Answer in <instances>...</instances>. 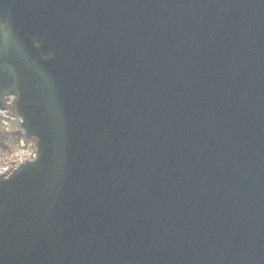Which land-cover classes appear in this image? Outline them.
I'll use <instances>...</instances> for the list:
<instances>
[{"label":"water","instance_id":"95a60500","mask_svg":"<svg viewBox=\"0 0 264 264\" xmlns=\"http://www.w3.org/2000/svg\"><path fill=\"white\" fill-rule=\"evenodd\" d=\"M0 264H264V0H0Z\"/></svg>","mask_w":264,"mask_h":264},{"label":"flooded vegetation","instance_id":"af4514ba","mask_svg":"<svg viewBox=\"0 0 264 264\" xmlns=\"http://www.w3.org/2000/svg\"><path fill=\"white\" fill-rule=\"evenodd\" d=\"M15 100V96H7L0 105V178H9L36 156L23 129L24 119L16 110Z\"/></svg>","mask_w":264,"mask_h":264}]
</instances>
